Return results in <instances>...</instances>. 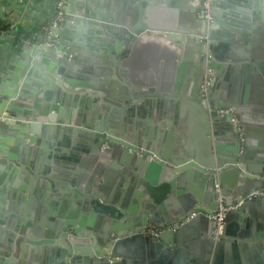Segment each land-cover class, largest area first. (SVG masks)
<instances>
[{"label": "water", "instance_id": "1", "mask_svg": "<svg viewBox=\"0 0 264 264\" xmlns=\"http://www.w3.org/2000/svg\"><path fill=\"white\" fill-rule=\"evenodd\" d=\"M183 1L63 0V24L23 44L0 84V264L47 251V264H138L196 244L199 261L185 258L210 264L206 252H221L229 237L252 238L250 223L264 216L255 194L264 189V129L256 159L251 146L256 125L264 128V84L252 95L246 83L264 76V0H214L210 22L203 0ZM233 77L231 97L217 93ZM188 106L197 153L185 144L158 151L155 136L145 144L133 133L142 107L162 132L174 123L181 133ZM159 186L183 205L159 199ZM220 199L241 203L221 228Z\"/></svg>", "mask_w": 264, "mask_h": 264}, {"label": "crops", "instance_id": "2", "mask_svg": "<svg viewBox=\"0 0 264 264\" xmlns=\"http://www.w3.org/2000/svg\"><path fill=\"white\" fill-rule=\"evenodd\" d=\"M59 1L60 0H0V23H2V25H5V27L7 26V28H9L7 32H3L0 34V84L7 80L8 70H10V67L13 66V70L15 69L16 63L19 62L17 57H19L21 54L23 44L28 42L30 39L36 38L41 32L44 31L45 27H47V25L50 24L51 20L54 18L56 14V7ZM183 2H186L187 4L189 1L184 0ZM147 7H150V5H148ZM154 9L157 10L160 9V7L154 6L152 7V10L154 11ZM257 13L261 14L259 11H257ZM261 40L263 41L259 42V45L260 43L262 44L264 42V36L263 39L261 38ZM154 50L156 49L154 48L151 49L150 51H146L147 53L146 55L150 59L149 62L147 63H149V66L151 67L153 64V58L155 53ZM11 61L14 62L13 65L12 63L10 65ZM147 63L145 62L143 64H147ZM180 63H181L180 61H176L177 66ZM229 64L233 65V67L237 65L239 66L246 65V63L237 64L231 61L230 63H228V65ZM258 69H260V67H258ZM243 72L244 71H242V73ZM259 77L261 79L257 77L258 78L257 81L251 79L250 82L248 83H246L244 80H241L240 78L239 81L237 79V90L243 91L244 89H246V85H245L246 83L248 90H250V93L252 95L256 94L257 90L262 89L263 88L262 84H264V76L261 72L259 73ZM185 78L186 76L182 78L183 80L179 79L181 80L180 81L182 83L181 85L184 87L187 86V82ZM234 78L235 77H233V79L229 81V83L225 86V88H222V86L217 87L218 88L216 90L217 93L223 89L226 97L229 99L231 97L229 93L230 90L232 89L230 88V86L233 82H236ZM218 83L223 84L221 78L218 79ZM240 94L241 93L239 92V95ZM253 99L254 101L251 102L248 101V103L250 104L251 107H253V109H255L259 106L258 104L259 99L256 97H254ZM252 102L257 106H253ZM138 110H136L135 112L133 111L132 114L133 122H135V125L132 126L133 133L134 134L138 133V137L141 140H143L145 144H150V142L155 136V139L159 143L157 148L158 151H163L164 149H167L170 152L171 148L174 149V146H178L179 144H185L184 146H186V148H188L187 146H189L190 148H192L194 152L196 151L197 153V150L202 147V143L199 140L200 131L197 125L198 122L195 117L197 113L195 106H188V108L185 109V111L183 112L184 118L181 119V123H180L181 133L177 132L178 126L174 125V123H172L173 126L172 132L171 130L162 132L160 129V121L154 122L152 120L151 112L148 108L144 109V107H142ZM248 113L257 117L254 119V121L256 119L262 120L260 118L259 113H255V112H248ZM254 123L255 122H252V124L249 125H253L254 128L255 127ZM256 127L259 130L256 129L254 131L255 133L252 131L253 135L255 134V137L251 138L253 159H256L258 156V151L261 146L260 130L264 129L262 125L261 126L256 125ZM225 132L226 131L222 130L221 131L222 134L219 137L220 142H222L223 145H225V143L227 142ZM258 134H259V138L256 137V135ZM191 141L193 142V146ZM255 162L256 161H253V163ZM14 179L15 178L13 177V180ZM196 181H200V179L197 178ZM113 192L115 193L116 189H114ZM155 193L159 199L161 198L164 201L166 200L174 201L172 204L182 206L184 203V200H178L176 196L168 194L165 190H163L162 186L156 187ZM3 195H4V191L0 190V197ZM33 199L36 198L34 197ZM8 201L9 200L7 198V202ZM260 219L261 220H254L249 225L250 233L252 236L251 239L244 240L241 239L240 237H229L231 239H229V242L226 243L221 248V252H218L217 249H213L209 253L206 252V256H209L208 260L210 261V264H259V263L264 264V236L262 235L264 216L263 218ZM234 224L241 225L242 223L240 221H236L234 222ZM238 233H240V231ZM260 235H262L263 237L261 238ZM192 243L196 244L199 242L193 241ZM187 245L190 246L191 244L187 243ZM198 245L199 244H196L191 248H187L186 253L187 256L189 257L191 256L194 258V260L198 259L199 261L198 258L200 256L199 254L201 252L204 253L203 251L204 248H202V246L198 248ZM177 247H172L171 252H166L163 255H157V257H149V258L145 257L143 260L139 258V263L138 262L137 263L142 264V262H144V264H192V262L189 261V257H187V259L185 258L186 253H183V255L181 253L176 254V252L178 251ZM181 247H183L184 249L185 245H182ZM194 253H196L197 257L193 256ZM50 254H51L50 251H47L40 253L37 256L34 255V257L30 259L22 260L19 258L13 264H47ZM183 257L185 258V260H183Z\"/></svg>", "mask_w": 264, "mask_h": 264}, {"label": "built area", "instance_id": "3", "mask_svg": "<svg viewBox=\"0 0 264 264\" xmlns=\"http://www.w3.org/2000/svg\"><path fill=\"white\" fill-rule=\"evenodd\" d=\"M213 2L214 0H203L202 2V6L203 9L200 11V17H202L203 19H206L208 22H210L212 16V7H213ZM63 0H60L57 4L56 7V14L54 16V18L51 20L50 24L47 25V27H45L44 29V33H47L49 31V28L51 26H57V25H62L64 20H63ZM5 25H2V23H0V34L3 32H7L9 28H7V30H2V28ZM255 194L257 195H264V189L261 192H256ZM241 203H236L234 202L233 205L231 206H227L225 201L220 199L219 200V208L217 210L216 215L214 216V218L219 221L220 223V228L223 225V219L225 218L226 214L231 210V209H236L240 206ZM156 231L157 233H161L163 232L162 229H159L155 226H153L152 224L149 225V232H154Z\"/></svg>", "mask_w": 264, "mask_h": 264}, {"label": "trees", "instance_id": "4", "mask_svg": "<svg viewBox=\"0 0 264 264\" xmlns=\"http://www.w3.org/2000/svg\"><path fill=\"white\" fill-rule=\"evenodd\" d=\"M2 30H7V26H6V27L4 26V27L2 28Z\"/></svg>", "mask_w": 264, "mask_h": 264}, {"label": "flooded vegetation", "instance_id": "5", "mask_svg": "<svg viewBox=\"0 0 264 264\" xmlns=\"http://www.w3.org/2000/svg\"><path fill=\"white\" fill-rule=\"evenodd\" d=\"M35 39V38H34ZM34 39H30V40H34ZM12 70H13V68H12Z\"/></svg>", "mask_w": 264, "mask_h": 264}]
</instances>
